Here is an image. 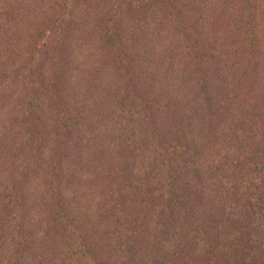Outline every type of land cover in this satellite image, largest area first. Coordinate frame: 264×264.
Segmentation results:
<instances>
[{"label": "trees", "instance_id": "obj_1", "mask_svg": "<svg viewBox=\"0 0 264 264\" xmlns=\"http://www.w3.org/2000/svg\"><path fill=\"white\" fill-rule=\"evenodd\" d=\"M0 264H264V0H0Z\"/></svg>", "mask_w": 264, "mask_h": 264}]
</instances>
